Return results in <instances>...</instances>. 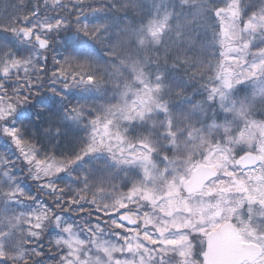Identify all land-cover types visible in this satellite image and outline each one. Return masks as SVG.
Here are the masks:
<instances>
[{"label":"snow or ice","instance_id":"6c2138e0","mask_svg":"<svg viewBox=\"0 0 264 264\" xmlns=\"http://www.w3.org/2000/svg\"><path fill=\"white\" fill-rule=\"evenodd\" d=\"M0 264H264V0H0Z\"/></svg>","mask_w":264,"mask_h":264}]
</instances>
